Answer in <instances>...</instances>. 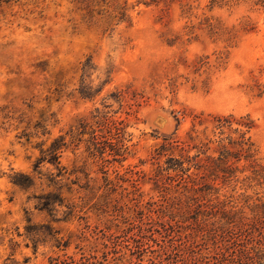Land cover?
Listing matches in <instances>:
<instances>
[{"label": "rangeland", "instance_id": "rangeland-1", "mask_svg": "<svg viewBox=\"0 0 264 264\" xmlns=\"http://www.w3.org/2000/svg\"><path fill=\"white\" fill-rule=\"evenodd\" d=\"M103 2L0 3V264L128 252L130 234L111 240L107 228L132 222L121 211L135 209L126 194L135 181L144 201L160 198L153 180L170 157L163 138L182 140L194 118L231 117L232 129L236 121L252 124L246 137L255 169L264 168V0ZM118 7L128 22H116ZM109 68L111 81L96 95ZM119 90L127 92L121 101ZM95 109L124 120L126 133L92 121ZM91 133L126 159L90 158ZM192 134L219 140L210 127ZM58 138L54 163L45 151ZM235 166L237 177L217 183L218 195L249 215L264 202V176L243 159ZM158 240L179 246L176 234ZM157 250L148 248L137 264L166 258Z\"/></svg>", "mask_w": 264, "mask_h": 264}, {"label": "trees", "instance_id": "trees-1", "mask_svg": "<svg viewBox=\"0 0 264 264\" xmlns=\"http://www.w3.org/2000/svg\"><path fill=\"white\" fill-rule=\"evenodd\" d=\"M3 1L5 0H0V3ZM87 1L97 7L105 4L103 0ZM113 12L116 13V22H128L123 7L115 8ZM85 70L86 68H83V71ZM111 74L110 68L105 71V80L96 95L110 83ZM126 94L125 91H117L118 100L121 101ZM80 96L84 99L93 97L87 92L80 93ZM94 112L91 120L99 126L106 124L110 132L126 133L127 125L124 120H116L109 112H101L98 109ZM230 119L231 117L215 116L212 120L197 121L194 118L191 130L182 140L174 135L163 138L160 148L170 152V157L167 167L162 170L165 174L158 173L153 180V190L159 192L160 198L144 201L139 193V184L135 181V184H132L133 190L126 193L130 197L133 196V199L129 198L127 202H135L132 205L135 209L132 213L121 211L123 219L132 222H121V226L112 224L114 232L110 227L107 228L111 240L121 234H130L131 250L117 254L103 252L100 257L94 251L88 254L83 252L78 258H51L49 264H110V255L111 260L116 261L115 264H137L145 262V251L153 247H158L157 252L163 253L166 258H148L146 264H264V202L254 204L247 215L243 210H237L235 206L230 205L231 200H221L218 195L217 183L225 185L236 178L238 169L235 162L241 159L253 169V175L259 178L264 176L263 167H260L259 171L255 169V159L251 153L253 144L250 138L246 137L253 127L252 124L236 121L234 123L237 127L232 129L233 122ZM196 126L204 127L205 131L210 127L213 135L219 136V140L205 138L203 141L197 138L192 134ZM225 131H234L237 137L233 139L230 135L224 136ZM90 135L91 140H88L85 150L90 158L101 163H107L112 158V161L118 164L126 159L120 148H115L114 144L101 146L92 136L93 133ZM58 140L60 138L55 139L45 151L54 163H57L58 159L59 148L55 146ZM192 151L194 155L190 156ZM174 152L178 153L177 158L172 156ZM243 172L244 170L240 171ZM161 177L165 178L163 183ZM175 200L181 201L180 207H176ZM175 234L179 246L170 248L167 243H158V237L166 235L170 238ZM199 242L206 248L197 250ZM133 249L136 254H130Z\"/></svg>", "mask_w": 264, "mask_h": 264}]
</instances>
